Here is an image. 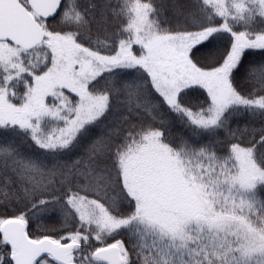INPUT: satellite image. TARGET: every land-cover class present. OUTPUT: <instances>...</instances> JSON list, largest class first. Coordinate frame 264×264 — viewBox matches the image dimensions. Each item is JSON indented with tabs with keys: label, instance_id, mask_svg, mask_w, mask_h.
I'll return each instance as SVG.
<instances>
[{
	"label": "snow or ice",
	"instance_id": "obj_1",
	"mask_svg": "<svg viewBox=\"0 0 264 264\" xmlns=\"http://www.w3.org/2000/svg\"><path fill=\"white\" fill-rule=\"evenodd\" d=\"M0 264H264V0H0Z\"/></svg>",
	"mask_w": 264,
	"mask_h": 264
},
{
	"label": "rangeland",
	"instance_id": "obj_2",
	"mask_svg": "<svg viewBox=\"0 0 264 264\" xmlns=\"http://www.w3.org/2000/svg\"><path fill=\"white\" fill-rule=\"evenodd\" d=\"M216 55H218V50L217 51L210 52V53H208V54H206L204 56H199L198 59H200L204 63H209V62H211L212 57H214ZM246 71H247V69H245V72ZM239 83H240V85L242 87L246 85V81H244L242 79L239 81Z\"/></svg>",
	"mask_w": 264,
	"mask_h": 264
},
{
	"label": "trees",
	"instance_id": "obj_3",
	"mask_svg": "<svg viewBox=\"0 0 264 264\" xmlns=\"http://www.w3.org/2000/svg\"><path fill=\"white\" fill-rule=\"evenodd\" d=\"M258 59H259L258 57H250V58H249V60H250L251 63H256V62H258ZM245 69H246V68H245Z\"/></svg>",
	"mask_w": 264,
	"mask_h": 264
}]
</instances>
